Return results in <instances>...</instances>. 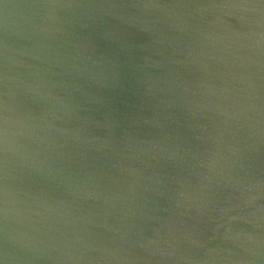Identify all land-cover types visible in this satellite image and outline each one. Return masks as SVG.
Returning a JSON list of instances; mask_svg holds the SVG:
<instances>
[{"label":"water","instance_id":"water-1","mask_svg":"<svg viewBox=\"0 0 264 264\" xmlns=\"http://www.w3.org/2000/svg\"><path fill=\"white\" fill-rule=\"evenodd\" d=\"M0 264H264V0H0Z\"/></svg>","mask_w":264,"mask_h":264}]
</instances>
